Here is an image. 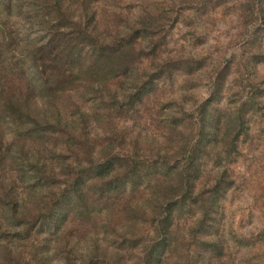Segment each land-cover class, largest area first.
<instances>
[{
    "label": "trees",
    "instance_id": "trees-1",
    "mask_svg": "<svg viewBox=\"0 0 264 264\" xmlns=\"http://www.w3.org/2000/svg\"><path fill=\"white\" fill-rule=\"evenodd\" d=\"M155 12L0 0V264L254 258L238 254L227 205L255 96L222 106L220 82L203 102L167 93L195 64L154 54L140 65L166 42L150 38L167 18Z\"/></svg>",
    "mask_w": 264,
    "mask_h": 264
},
{
    "label": "rangeland",
    "instance_id": "rangeland-1",
    "mask_svg": "<svg viewBox=\"0 0 264 264\" xmlns=\"http://www.w3.org/2000/svg\"><path fill=\"white\" fill-rule=\"evenodd\" d=\"M99 1L109 10L124 15L137 16L147 8L162 18L161 10L164 12L167 18L163 17V21L152 27L150 38L156 44L166 42L153 53L146 51L140 65L151 62L154 54L177 59L174 62L180 66L185 61L195 64L190 74L178 73L172 82L166 81L167 93L180 97L187 90V94L197 95V102H203L220 82L222 92L215 101L217 104L231 105L242 102L241 96H255L257 111L252 116L249 137L242 141L232 164L238 178L233 186L235 196L227 209L238 254L251 248L256 251L255 259L239 257L234 264H264V251L259 254L260 248L264 250V15H259L260 7L264 12V0H259L260 7L256 0ZM251 1L253 5L249 9ZM223 72L225 76L220 77ZM186 99L188 104L193 103L190 98ZM172 101L167 98L165 103L170 107L174 105ZM143 126L150 127L149 124ZM155 127L150 130L157 135L160 130ZM259 166L262 168L260 175L253 174ZM249 191L263 194L262 199L254 202ZM61 263L54 260V264Z\"/></svg>",
    "mask_w": 264,
    "mask_h": 264
}]
</instances>
